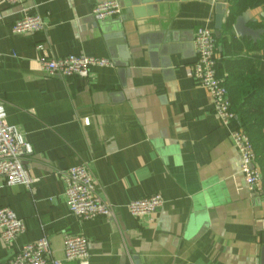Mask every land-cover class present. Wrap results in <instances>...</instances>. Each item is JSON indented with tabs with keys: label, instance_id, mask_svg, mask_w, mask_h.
I'll use <instances>...</instances> for the list:
<instances>
[{
	"label": "crops",
	"instance_id": "0c3cea01",
	"mask_svg": "<svg viewBox=\"0 0 264 264\" xmlns=\"http://www.w3.org/2000/svg\"><path fill=\"white\" fill-rule=\"evenodd\" d=\"M107 1L0 4V101L6 123L31 148L23 164L36 180L27 190L0 178V208L25 224L11 245L0 241V264L43 237L54 260L75 264L62 261L63 240L77 236L88 241V264H259L264 192H247L230 138L236 126L219 123L208 93L189 76L195 32L214 34V6L225 4L226 17L229 0H115L121 15L94 21L93 6ZM243 13L262 33L252 41L229 28L214 37L223 79L226 59L236 56H248L264 77V1ZM34 16L42 33H11ZM232 40L248 48H227ZM39 43L51 58L83 55L112 66L92 68L85 79L49 78L39 69ZM261 137L264 149V126ZM80 165L116 208L114 221L70 214L63 173ZM157 194L163 206L155 214L127 212L129 202Z\"/></svg>",
	"mask_w": 264,
	"mask_h": 264
},
{
	"label": "built area",
	"instance_id": "2783aa9c",
	"mask_svg": "<svg viewBox=\"0 0 264 264\" xmlns=\"http://www.w3.org/2000/svg\"><path fill=\"white\" fill-rule=\"evenodd\" d=\"M23 0H0V4L18 6ZM121 5L115 1L96 4L91 11V18L103 22L118 18ZM1 18V14H0ZM44 30L41 19L37 16L25 17L15 22L12 34H39ZM195 60L189 68L190 78L203 88L211 99L212 111L219 123L226 127L234 124L236 128L230 133L232 145L239 157V173L243 177L246 190L252 195H262V176L256 164V156L249 137L239 127L238 118L231 110L225 81L218 75L215 59L216 41L213 31L199 28L192 40ZM39 69L49 78H87L92 68H109L111 62L105 59L70 55L51 58L46 55L45 45L35 46ZM31 153L30 146L6 123L4 105L0 101V178L6 186H22L30 190L36 180L24 167L23 158ZM65 184V201L72 216L80 222L95 219L115 220L116 208L103 200L98 194L97 181L93 173L85 166L70 168L63 173ZM163 206L160 195L129 202L125 208L134 218L155 214ZM25 230L24 221L7 208H0V241L11 245ZM88 241L86 238L65 237L63 240V262L88 264ZM7 264H62L51 256L49 241L46 237L35 243L22 247Z\"/></svg>",
	"mask_w": 264,
	"mask_h": 264
},
{
	"label": "trees",
	"instance_id": "16d2710c",
	"mask_svg": "<svg viewBox=\"0 0 264 264\" xmlns=\"http://www.w3.org/2000/svg\"><path fill=\"white\" fill-rule=\"evenodd\" d=\"M252 1L263 2L264 0H250V3L248 0H229L226 21L221 30L227 31L231 28L235 18L249 8ZM243 41L232 40L227 48L231 50L248 48ZM252 49L259 50V47ZM225 71L224 81L229 94L231 110L238 118L239 127L252 143L256 164L262 176L264 192V149L261 137L264 126V77L259 75L248 56L226 59Z\"/></svg>",
	"mask_w": 264,
	"mask_h": 264
},
{
	"label": "water",
	"instance_id": "95a60500",
	"mask_svg": "<svg viewBox=\"0 0 264 264\" xmlns=\"http://www.w3.org/2000/svg\"><path fill=\"white\" fill-rule=\"evenodd\" d=\"M227 10V6L222 3H217L214 6V24H213V30H214V37L218 39L220 37V31L225 24L226 18L224 16V11ZM250 18L247 13H243L235 18L233 25L231 26L233 32L235 35L243 38L247 37L250 38L252 41H256L262 31L260 30H252L247 27V24L249 23ZM264 264V246L261 250V258L260 263Z\"/></svg>",
	"mask_w": 264,
	"mask_h": 264
}]
</instances>
